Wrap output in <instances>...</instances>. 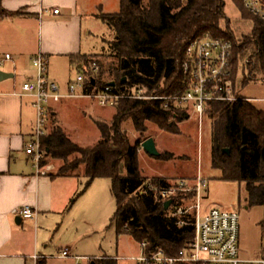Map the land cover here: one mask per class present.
<instances>
[{
    "label": "trees",
    "instance_id": "trees-1",
    "mask_svg": "<svg viewBox=\"0 0 264 264\" xmlns=\"http://www.w3.org/2000/svg\"><path fill=\"white\" fill-rule=\"evenodd\" d=\"M231 1L242 18L252 23L253 38L246 37L239 42L228 30L225 0H148L147 3L121 0L118 13L99 16L114 34L109 49L101 54L70 57L73 63L82 66L86 93L98 92L114 83V92L126 96L114 107L115 114L109 124L95 122L100 140L94 146H80L66 135L57 115H49L50 133L42 146L46 154L63 163L58 175L71 176L83 168L87 180L85 190L97 179L110 180L116 203L111 223L117 235L130 234L140 244L147 242L150 251L164 249L169 255H177L192 242L194 227L180 228L153 191L140 194L147 183L139 161V152L146 140L132 144L123 126L131 122L134 130L143 134L145 123L150 122L160 129L178 133L172 120L185 121L189 109H180L184 106L180 101L177 108L160 98L173 99L186 91L187 80L181 68L186 50L190 43L207 35L233 43V64L239 55L254 46L242 80L245 85L264 83V22L245 9L243 0ZM18 15L0 12L5 17ZM102 59H112V62L106 67ZM93 63L99 67L96 75L91 71ZM105 75L113 76L114 80L105 81ZM139 89L146 91L144 97L155 98H133L132 92ZM253 104L211 102L204 116L211 121L213 169L221 172L223 180L244 183L249 206L264 210V111ZM151 158L166 159L161 154ZM152 185L167 187L169 181L156 177ZM94 264H117V260L102 258Z\"/></svg>",
    "mask_w": 264,
    "mask_h": 264
},
{
    "label": "rangeland",
    "instance_id": "rangeland-1",
    "mask_svg": "<svg viewBox=\"0 0 264 264\" xmlns=\"http://www.w3.org/2000/svg\"><path fill=\"white\" fill-rule=\"evenodd\" d=\"M96 9L93 10L91 21V34L84 36L86 54H99L107 51L109 43L113 40L112 30L99 18L101 14H113L120 11L121 0H93ZM145 3L148 0H144ZM225 13L229 20L228 30L235 39L242 42L244 38H253V25L249 20L243 19L241 12L231 0H225ZM252 46L244 52L253 55ZM106 67L111 60L102 59ZM51 76L57 82L64 98L55 108L59 124L66 135L80 146H94L101 138L95 122L109 124L115 114L114 108H104L91 99L80 97L68 99V83L75 81L81 75L76 67L55 63L50 67ZM105 81L114 80L113 76L105 75ZM248 85V84H246ZM146 93L143 90V94ZM245 95L249 97H264V83L252 82ZM147 99L155 97L145 96ZM162 100L180 108L177 101L171 97H161ZM160 98V99H161ZM79 99V100H76ZM180 109H189L188 118L183 122H175L178 133L160 129L154 123L146 122V131L137 133L131 122L123 126L132 144L143 142L152 138L160 154L166 159L157 160L149 157L143 149L139 152L140 171L147 179L146 184L152 185L153 178L161 177L169 181V184L178 186L179 181H185L192 188L201 177L208 182L207 189L203 191L201 202L202 214L215 206L224 210H236L240 215V239L239 257L243 261H254L264 257V232L262 221L264 210L260 206L250 207L247 203V192L244 183L230 182L222 179L220 171L214 170L212 165L211 121L204 116L202 124L191 108L183 104ZM253 106L264 111V103H254ZM60 109V111H59ZM50 133V129L49 132ZM63 163L55 159L51 154H45L41 163V169L46 175L59 173ZM74 174L83 176V168L76 170ZM86 178L80 180L79 193L85 190ZM180 198L183 194H179ZM182 203L184 207L194 204L193 198ZM77 198V197H75ZM181 203V201H179ZM116 211L115 198L112 192V184L107 179L95 180L85 190L76 202L73 210L61 216L59 226L54 227L53 235L49 239L55 240L54 246H69L74 253L89 256L91 258L112 257L117 264H137L135 259L141 254V244L130 234L117 235L116 228L111 220ZM66 218V219H65ZM41 221V220H40ZM38 221L41 226L42 222ZM64 222L63 226L61 225ZM33 221H26L25 225ZM47 223H50L47 222ZM52 225V224H51ZM58 253L55 254V256ZM97 260H94V263ZM80 264H91L87 260H81ZM65 264H70L66 262Z\"/></svg>",
    "mask_w": 264,
    "mask_h": 264
},
{
    "label": "crops",
    "instance_id": "crops-1",
    "mask_svg": "<svg viewBox=\"0 0 264 264\" xmlns=\"http://www.w3.org/2000/svg\"><path fill=\"white\" fill-rule=\"evenodd\" d=\"M96 7L93 0H0L1 13L20 14L0 16V70L13 75L0 83V264H77L73 259L55 258L66 250L70 257L79 258L78 262L94 264L95 259H101L76 254L69 246L55 247V240L49 239L61 216L70 213L82 196L75 198L84 175L44 176L36 172L26 155L36 122L34 98L22 92V85L35 78L32 59L39 54L46 57L48 78L60 92L51 65L73 66L80 74L82 66L70 57L89 55L84 36L91 34L89 18L93 20ZM6 55L11 59L6 60ZM61 102L51 103L50 113L55 114ZM26 206L37 210V221L16 213ZM26 221H33L34 226L25 225ZM38 221L43 224L39 226ZM34 255L40 258L34 261Z\"/></svg>",
    "mask_w": 264,
    "mask_h": 264
},
{
    "label": "built area",
    "instance_id": "built-area-1",
    "mask_svg": "<svg viewBox=\"0 0 264 264\" xmlns=\"http://www.w3.org/2000/svg\"><path fill=\"white\" fill-rule=\"evenodd\" d=\"M245 9L254 17L264 22V0H243ZM54 14L59 10L55 9ZM10 60V55H6ZM233 58V43L221 39H213L209 35L197 39L188 46L181 68L187 80V89L181 96L173 98L191 108L202 124L206 107L211 102L233 103L244 101L249 103H264V97H249L245 95L250 83H243V69L250 64L251 55H239L235 64ZM35 69V78L22 85V92L34 98L33 107L36 111V122L31 141L26 147L28 155L38 174L46 176L41 169L42 160L46 150L42 141L47 135L51 103H59L63 94L57 85L48 78V61L39 54L32 59ZM94 75L98 74L96 63L91 65ZM235 72V75H234ZM252 83V82H251ZM263 83V82H262ZM114 86L110 84L104 89L86 93L85 78L79 75L68 86L67 98L82 97L96 101L104 108H114L123 94L115 93ZM133 98L146 99L143 89L133 91ZM162 99V98H161ZM208 182L201 177L197 183L189 188L185 181H179L178 186L154 188L146 184L140 194L154 192L158 200L164 204L171 201L168 209L169 216L175 219L176 224L182 228L186 225L194 227V236L190 245L177 255H169L164 249L149 250L147 242L141 243V254L135 259L137 264H264V257L254 261H243L239 257L240 215L236 210H224L218 207L209 209L202 214L201 202L203 191L207 189ZM183 194L180 198L179 194ZM194 200L192 206L184 207L182 203ZM181 201V203L179 202ZM24 219L37 221L38 212L35 208L26 206L16 211ZM40 257L33 256L34 261ZM55 258L73 259L68 251L59 253Z\"/></svg>",
    "mask_w": 264,
    "mask_h": 264
},
{
    "label": "water",
    "instance_id": "water-1",
    "mask_svg": "<svg viewBox=\"0 0 264 264\" xmlns=\"http://www.w3.org/2000/svg\"><path fill=\"white\" fill-rule=\"evenodd\" d=\"M12 76H13L12 74H8V73H5V72L0 70V83L5 81V80H7V79H9V78H12ZM92 82H93V84H95L94 80H92ZM110 85L114 86L115 84L111 83ZM142 148H143L144 152L147 153L149 156L156 157V158L160 157V152L158 151L156 143H155V141L152 138L146 140L143 143ZM225 152L227 154H229V150L228 149H225ZM170 205H171V201H167L164 204L165 210H168ZM17 223L20 224V218L17 219Z\"/></svg>",
    "mask_w": 264,
    "mask_h": 264
}]
</instances>
